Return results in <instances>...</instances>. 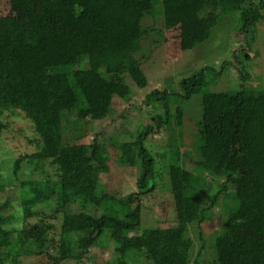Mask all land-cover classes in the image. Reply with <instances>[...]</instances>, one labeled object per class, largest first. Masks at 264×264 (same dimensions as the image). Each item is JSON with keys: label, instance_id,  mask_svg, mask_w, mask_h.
Listing matches in <instances>:
<instances>
[{"label": "trees", "instance_id": "obj_1", "mask_svg": "<svg viewBox=\"0 0 264 264\" xmlns=\"http://www.w3.org/2000/svg\"><path fill=\"white\" fill-rule=\"evenodd\" d=\"M31 2L32 10L0 17V141L10 131L2 119L8 113L22 114L36 135L15 130L14 137L35 148L12 165L15 179L21 171L29 173L17 179L19 229L11 226L14 217L2 213L8 200L0 203V249L7 253L0 264L29 256L46 258L48 264L81 260L104 240L120 250L117 264L133 258L149 264H264V91L242 84L233 92L202 94L191 170L180 164L177 149L160 164L143 143L152 127L141 126L136 138L119 145V164L138 168L137 191L125 198L99 191L101 176L109 171L104 144L97 138L75 144L85 135L65 134L74 130L66 126L72 116L78 125L88 117L103 119L111 115L115 98L128 99L125 79L138 75L143 43L155 29L144 27V21L161 16L164 30L177 31L180 50L186 52L210 38L220 14L236 11L241 15L239 30L249 41L263 19L264 0ZM207 69L182 79L178 93L153 91L146 96V105L160 104L165 111L153 119L157 132L171 122L180 127L182 112L177 107L172 114L171 97L188 99L200 92ZM241 78L242 83L248 79ZM160 170L168 177L174 224L142 230L141 200L156 191ZM37 175L42 178L31 179ZM230 185L234 193L228 196ZM4 190L0 183V192ZM219 199L226 214L213 239V257L199 262L203 249L194 259L188 231L205 222ZM42 208H52L53 214L47 216ZM57 215H62L59 229L45 220Z\"/></svg>", "mask_w": 264, "mask_h": 264}, {"label": "rangeland", "instance_id": "obj_2", "mask_svg": "<svg viewBox=\"0 0 264 264\" xmlns=\"http://www.w3.org/2000/svg\"><path fill=\"white\" fill-rule=\"evenodd\" d=\"M31 0H0V17L7 16L14 11L32 10ZM158 7V6H156ZM263 19L256 25L255 35L249 41L241 26V15L236 11H226L220 14L217 25L211 29L210 38L198 45L196 48L182 52L179 47V40L176 37L177 31H166L163 28L161 16H155L143 22L146 28H155L149 39L144 41V55L140 59L141 65L138 68L137 76H127L125 81L130 90L128 99L121 101L114 99L112 113L106 118H98L79 122L72 116L66 123L74 126V130L66 132L67 137L78 132L85 135L83 139L74 141L75 144H90L94 138L105 146L107 164L109 171L101 176L99 191L110 192L119 197L125 198L129 193L136 192L135 179L138 177V168H127L121 166L119 160V145L121 142H130L138 135L141 126L152 127V132L143 139L144 146L151 150V154L161 164L175 156L178 150L180 164L186 169H193L194 146L197 142V123L201 114L202 94L206 92H233L238 90L242 84L247 89L259 92L264 91V10H261ZM149 17V16H148ZM248 56V57H247ZM237 57L238 59L234 58ZM227 65L221 70V66ZM203 68L206 71V84L203 89L193 94L188 99H179L174 96L179 91V82L200 72ZM220 74H218V73ZM217 73L214 79L213 74ZM242 76H247L242 83ZM174 93L171 97V112L177 107L182 112V123L180 127L165 125L159 132L153 127V119L162 115L165 111L162 105H146V96L153 91H164ZM20 113L5 114L2 119L10 125V131H6L0 141V183H4L5 190L0 192V203L8 200V208L3 214L14 217L11 226L21 227V207L19 180L28 178L29 173L21 171L17 179L13 177L12 165L14 160L24 153L31 154L35 146L30 148L25 145L21 136L14 137L18 129L33 138L36 137L31 122ZM75 123V125L73 124ZM65 126V127H66ZM148 128V129H150ZM12 131V132H11ZM16 136V135H15ZM173 144V145H172ZM172 145V146H171ZM174 146H176L175 149ZM136 152V148H133ZM165 156V157H163ZM191 156V157H190ZM47 174L53 170L46 165ZM161 178L158 180V187L151 195L143 197L141 204L142 230L149 227L168 228L174 224V212L172 211V199L168 189V177L165 171L160 170ZM42 176H32L31 179H41ZM210 181V178H207ZM229 186V185H228ZM230 185L228 196L234 190ZM226 205L219 199L213 213L205 218V222L199 227L190 229L188 236L194 241L193 258L199 249H203L197 258L199 262L209 261L213 257V239L220 228L221 221L225 217ZM42 210L48 215L53 214L51 209ZM62 215L56 219H45L59 229ZM37 219H32L34 223ZM56 232H58L56 230ZM7 255L5 249H0V258ZM120 250L110 240H104L100 245L90 248L81 260H68L60 264H117ZM13 264H48L46 258L37 259L35 256L22 257ZM128 264H149L143 260L131 259Z\"/></svg>", "mask_w": 264, "mask_h": 264}]
</instances>
